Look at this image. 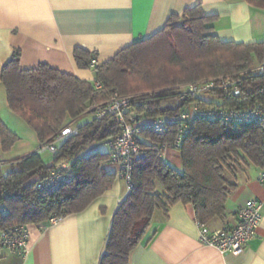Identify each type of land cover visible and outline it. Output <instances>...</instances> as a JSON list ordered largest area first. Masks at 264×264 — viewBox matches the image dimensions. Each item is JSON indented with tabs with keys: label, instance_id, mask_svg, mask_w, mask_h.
<instances>
[{
	"label": "trees",
	"instance_id": "1",
	"mask_svg": "<svg viewBox=\"0 0 264 264\" xmlns=\"http://www.w3.org/2000/svg\"><path fill=\"white\" fill-rule=\"evenodd\" d=\"M246 1L264 8V0ZM214 19V15H205L200 3L171 14L151 36L96 63L92 81L47 63L22 69L20 51L14 49L0 66L8 107L35 131L39 144L51 142L70 122L78 127L76 133L57 141L58 154L49 161L36 150L0 160V231L46 224L51 217L82 211L112 186L116 173L105 168L114 164L107 143L120 132V122L111 114L97 116L95 106L115 93L136 94L125 114L139 121L161 117L166 124L161 132L143 129L138 137L145 155L133 161L131 186L111 217L98 264H129L130 252L142 240L154 212L161 210L166 216L177 202L190 204L197 222L224 217L225 203L235 188L232 178L241 164L264 168V121L195 119L182 132L177 148L161 147L175 139L180 130L177 115L194 101L207 107L264 108V73L242 74L264 61V41L221 40L208 25ZM73 58L79 68H89L91 60H96L95 53L81 47L73 49ZM220 77L240 79L239 93L217 85L195 96L177 98L181 84ZM17 140L0 120V151L8 152ZM101 143L105 150L98 148ZM168 149L176 150L179 169L166 160ZM63 164L71 180L54 192L39 191L36 183ZM3 249L0 244V258Z\"/></svg>",
	"mask_w": 264,
	"mask_h": 264
},
{
	"label": "crops",
	"instance_id": "2",
	"mask_svg": "<svg viewBox=\"0 0 264 264\" xmlns=\"http://www.w3.org/2000/svg\"><path fill=\"white\" fill-rule=\"evenodd\" d=\"M197 3L205 15L215 16L208 25L221 40L264 41V8L246 0H0V66L19 49L22 69L47 63L92 81L93 67L76 65L75 47L95 53L96 63L104 62L119 49L160 30L171 14H181ZM1 85L0 120L18 136L8 152L0 151V160L7 161L35 150L39 142L35 131L8 107ZM28 143L31 149L5 158L12 150H25ZM172 151H165L171 162ZM175 163L178 167L179 159ZM241 165L232 178L235 188L225 203L224 217L206 225L210 230L230 228L239 206L248 199L260 201L259 224L242 252L222 253L202 243L192 206L177 202L166 216L161 210L154 212L142 240L130 252L129 264H264V187L258 179L262 169L249 162ZM105 168L116 173L109 189L82 211L51 223L26 225L25 250L3 249L0 264H98L111 217L127 192L116 165L108 163Z\"/></svg>",
	"mask_w": 264,
	"mask_h": 264
},
{
	"label": "built area",
	"instance_id": "3",
	"mask_svg": "<svg viewBox=\"0 0 264 264\" xmlns=\"http://www.w3.org/2000/svg\"><path fill=\"white\" fill-rule=\"evenodd\" d=\"M96 64V60H91V67ZM248 71L258 74L264 73V61L258 65L242 72L247 75ZM219 81V83H217ZM240 79L236 78H204L194 82L186 83L179 87L178 99L182 100L186 96H195L204 91L222 87L231 90L234 94L239 93ZM98 85V83H96ZM132 95L113 94L105 103L95 106V114L103 116L105 114L114 115L120 122V132L109 139L110 161L116 164L118 176L124 181L126 189L131 186L132 166L134 159L145 155V149L141 146L138 137L143 129H152L161 132L165 129L166 120L157 118L154 120L139 121L133 114H125L130 106ZM179 123V133L170 143L161 145L165 148H177L182 136L188 126L195 119L220 120L224 122H263L264 108H248L238 110L225 107L201 106L196 101L187 108H183L177 115ZM78 125L70 122L64 125L51 142L38 144L36 151L39 153L48 151L52 155L58 154L56 143L64 136L76 133ZM66 165L51 170L44 178L36 183L39 191L43 193L54 192L59 186L71 180L72 176L64 169ZM258 179L264 187V169L258 175ZM261 202L256 199H248L236 209V223L227 229L210 230L205 223L197 222L199 225V240L207 245L215 246L222 253L238 254L243 251L248 241L254 235L260 220ZM57 217H51L48 223L54 222ZM28 239V231L25 225H16L12 228L0 231V244L13 252H23Z\"/></svg>",
	"mask_w": 264,
	"mask_h": 264
},
{
	"label": "rangeland",
	"instance_id": "4",
	"mask_svg": "<svg viewBox=\"0 0 264 264\" xmlns=\"http://www.w3.org/2000/svg\"><path fill=\"white\" fill-rule=\"evenodd\" d=\"M259 64V62H257V63H254V65H252L253 67L254 66H256V65H258ZM189 83V82H188ZM184 84H186V83H184ZM184 84H181V85H179V87L180 86H182V85H184ZM1 87L3 88V86L1 85ZM4 90V89H3ZM149 92H151V91H143V92H140V93H149ZM201 94V93H200ZM133 96L134 95H136V94H132ZM89 118V115L88 116H84V117H82L81 119H79V121L78 122H81V121H84V120H86V119H88ZM20 132V131H19ZM21 133H23V132H21ZM22 137H24V139H27V137L28 136H26V135H22ZM29 138V137H28ZM31 145V143H28V145H26V146H24L23 148H26L25 150L24 149H21V150H12L13 152H9V153H7L5 156V158H12V157H15V156H17V155H19V154H21L22 152H25V151H27V150H29V149H31L32 147L30 146ZM98 148L100 149V150H105L106 149V145L104 144V143H101V144H99L98 145ZM24 150V151H23ZM172 151V150H171ZM173 152V154H174V158H173V160H172V162L171 161H168L174 168H177V169H179V167H180V165H178V167H177V163H175V160H176V158L178 159V154H177V152H176V150H173L172 151ZM51 153L50 152H48V151H43V152H41V156H42V158H43V160L44 161H49L50 159H51ZM166 159H168L169 157H165ZM168 160H170V159H168ZM158 187H159V189H162V187L158 184Z\"/></svg>",
	"mask_w": 264,
	"mask_h": 264
}]
</instances>
